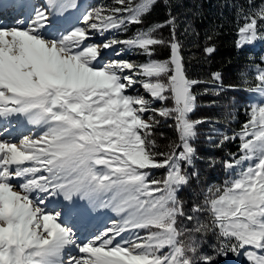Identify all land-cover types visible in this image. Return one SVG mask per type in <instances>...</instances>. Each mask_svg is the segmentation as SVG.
I'll list each match as a JSON object with an SVG mask.
<instances>
[{
	"label": "snow or ice",
	"instance_id": "6c2138e0",
	"mask_svg": "<svg viewBox=\"0 0 264 264\" xmlns=\"http://www.w3.org/2000/svg\"><path fill=\"white\" fill-rule=\"evenodd\" d=\"M156 4L114 0L71 23L78 0H42L20 4L16 19H25L14 26L0 25V120L28 129L18 139L0 138V264H215L241 252L248 264H264V56L254 79L241 73V90L259 103L246 106L239 131L208 137L217 147L238 141L223 161L228 178L201 188L186 209L179 193L199 175L193 141L211 122L192 118L194 88L204 83L202 95L218 96L226 87L221 73L189 78L168 0L162 24L91 42L94 33L142 25ZM242 20L237 48L264 41V6L250 7ZM163 27L168 39L157 35ZM116 45L147 59L105 60L102 52ZM156 46L168 57L155 59ZM159 118L172 120L176 132L164 150L153 139ZM215 163L208 159L209 167ZM159 169L164 175L156 178ZM50 197L63 198L62 210L47 208ZM99 210L113 216L96 228ZM78 230L87 235L78 238ZM209 233L218 241L211 254L203 251Z\"/></svg>",
	"mask_w": 264,
	"mask_h": 264
},
{
	"label": "trees",
	"instance_id": "16d2710c",
	"mask_svg": "<svg viewBox=\"0 0 264 264\" xmlns=\"http://www.w3.org/2000/svg\"><path fill=\"white\" fill-rule=\"evenodd\" d=\"M107 1L111 6L114 3V0ZM168 3L177 17L176 33L183 45L182 55L189 78L206 81L213 72H219L226 86L218 96L202 95L204 88L208 87L204 83L194 88V92L198 94V106L192 118L208 117L211 122L199 126V135L193 141L197 156L200 157L195 161L198 178H193L191 185L179 193V197L186 202L185 208L188 209L191 207L190 198H194L201 188L220 185L228 178L223 161L229 158L230 153L237 151L238 141H228L217 147L208 137L211 136L212 140L218 141L224 134L231 136L233 132L239 131L247 119L245 108L250 105L249 101L253 94L241 90L247 88V85L242 83L241 73H245L247 79H254L255 67L260 64V57L264 56V41L237 48L236 29L243 22V14L250 7L258 8L264 5L261 4V0H252V4H249V0H168ZM167 18L165 0H157L152 11L144 17L142 25H129L128 31L118 35L117 38L126 39L141 28L162 24ZM212 28L215 29L213 39L207 41L206 33ZM157 35L168 39L169 27H163ZM206 45L214 46L215 51L206 54L204 52ZM168 55L166 47L156 46L155 59H165ZM229 85H237L238 89L228 88ZM213 101L215 103H212ZM229 113L232 115L229 116ZM159 119L161 123L155 128L153 139L159 148L164 150L170 141L176 139V133L173 126L170 127L173 125L172 120ZM209 158L216 161L215 166H208ZM163 175L164 169L153 170L154 177L160 178ZM203 239V251L211 254L212 248L218 243L216 237L209 233ZM232 255L229 253L227 256H219L221 261L216 260L215 264H226Z\"/></svg>",
	"mask_w": 264,
	"mask_h": 264
},
{
	"label": "rangeland",
	"instance_id": "374dc122",
	"mask_svg": "<svg viewBox=\"0 0 264 264\" xmlns=\"http://www.w3.org/2000/svg\"><path fill=\"white\" fill-rule=\"evenodd\" d=\"M32 4H35L37 7H39L42 4V0H32ZM78 5H79L78 10H70V11L74 12V15L71 17V23H75L76 17L81 16L87 10H91L92 8L101 7V6H103V7H110L111 6L107 0H78ZM65 15H67V13ZM65 26H67V25H65ZM122 33H124V32L112 31V32L105 33L104 36H101L99 34L94 33L91 42L99 44L106 38H111L113 36H115L117 38V36L122 34ZM258 42L259 41H256L250 45H255ZM103 52L108 53V59H110V60H112V59H125V60L134 61V62H144L147 59V57L139 54L135 50L129 51V50L125 49L123 45H116L113 48L107 49ZM117 52H120L121 54L116 55ZM136 87L139 89L140 94H144L145 96H147V94L144 93V90L142 88H140L139 85H137ZM133 94H135V93H133ZM252 97L254 98V100H253L254 103H259L260 98L257 94H253ZM157 103L158 102H156V104ZM154 107H156V105H154ZM5 122H7V121H5ZM112 216H113V213H111L110 211L100 210L98 213V217H100V219L98 220V224H101L100 223L101 221H104V223H106ZM216 260L221 261L219 256L216 258ZM220 263H222V262H220ZM226 264H248V261H247L246 257L243 255V253L241 252L240 255L233 254L228 259Z\"/></svg>",
	"mask_w": 264,
	"mask_h": 264
},
{
	"label": "bare ground",
	"instance_id": "6f19581e",
	"mask_svg": "<svg viewBox=\"0 0 264 264\" xmlns=\"http://www.w3.org/2000/svg\"><path fill=\"white\" fill-rule=\"evenodd\" d=\"M22 3H31L32 4V0H0V5H2L3 7H0V25H9V26H14L16 23H19L20 21L24 20L25 17H19V20H17L16 18L19 15V12L21 11L19 5ZM5 126L8 127V135L2 136L0 138L2 139H18L22 134H27L28 133V129L27 127H22V126H18L14 123L9 124L8 122H5L4 120H0V131L3 130ZM10 133V135H9ZM63 201V198H60ZM82 203V202H81ZM50 204H47V208H49ZM56 210H62V208L57 207ZM94 216V213H93ZM101 224H98V221L95 220L94 221V226L96 228H100L104 226V221L100 222ZM85 235H87V233H85L83 230H78L77 231V236L80 239H83L85 237Z\"/></svg>",
	"mask_w": 264,
	"mask_h": 264
}]
</instances>
